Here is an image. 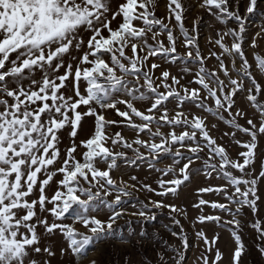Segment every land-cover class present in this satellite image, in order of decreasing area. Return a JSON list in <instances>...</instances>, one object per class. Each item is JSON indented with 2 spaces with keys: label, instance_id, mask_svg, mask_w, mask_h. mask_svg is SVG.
Segmentation results:
<instances>
[{
  "label": "snow or ice",
  "instance_id": "snow-or-ice-1",
  "mask_svg": "<svg viewBox=\"0 0 264 264\" xmlns=\"http://www.w3.org/2000/svg\"><path fill=\"white\" fill-rule=\"evenodd\" d=\"M110 4L111 0H0V264H38L32 255L42 251L54 256L50 248L42 250L39 247L41 237L37 227L40 225L49 235L58 230L68 244V249L61 250L62 255L70 250L78 261L88 256V249L94 242L115 237L119 230L114 225L125 214L155 221L156 215L152 209L167 208L170 214L186 215L184 209L166 204L163 200H150L141 203L139 208L132 205L137 210L131 213H126L122 207L124 198L132 196L128 188H136V185L123 181L117 183L112 178L111 172L119 166L117 161L135 166L137 161L158 160L164 155L172 157L171 166L160 169L154 164L149 165L162 173L156 181L158 188L141 184L137 190H145L162 198L169 195L174 197L193 174L200 172L192 165L203 159L204 174L211 178L215 172L218 179L227 182V186L201 188L198 192L222 194L229 203L209 202L201 198L194 207L209 205L232 219L221 223L219 215H201L197 222H213L229 228L237 245L232 264H241L245 246L239 234L241 221L238 217L245 207L254 213L258 211L257 183L259 179H264V165L258 177L252 171L258 138L264 135V104L257 102L262 89L255 79L253 65L242 48L247 17L257 12L258 0H247L243 16L238 8L230 10L229 0H202L199 3V7L206 9L218 22L227 25L231 20L237 25L218 33L215 44L222 49V53L210 54L219 61V68L227 83L219 78L216 71L210 72L205 68L206 57L201 55L197 43L198 22H194L190 33L184 25L187 9L181 0H167L168 23L155 15L156 0H124L112 13L111 19L108 17ZM117 17H120V22L116 28H112V21ZM173 18L175 27L179 28V34L183 37V46L188 49L184 55L177 51V37L170 26ZM82 31L90 33L87 41L80 35ZM164 34L168 46L157 40L158 36ZM225 36L232 37L230 46L224 43ZM149 39L153 43H149ZM252 46L255 47V41ZM82 49H86L82 56L72 55L73 50L79 52ZM126 49H130L131 56L126 54ZM225 54L231 58L238 78L231 77L229 68L221 59ZM66 57L70 60L65 72L57 75L61 68H65ZM151 57H159L172 64L180 62L184 65L181 71L185 74H191L188 67L191 62L198 66L195 79L188 82L189 86L181 85L183 77L177 78L165 70L154 80L153 70L159 65L152 63L148 66ZM237 59L241 62L239 68H236ZM72 61L76 62L74 70ZM254 63L259 73L264 74V57L255 55ZM81 65L88 66L82 68ZM37 71L41 73L39 78L36 77ZM118 71L122 75H117ZM69 77H73L71 96L61 91L66 89ZM125 77H132L134 81ZM245 78L250 82L247 89L244 88ZM101 79L106 83H101ZM81 80L86 83L83 94L79 86ZM192 83L199 87L191 88ZM161 86L166 91L161 92ZM201 91L205 93L204 96H201ZM242 91L248 93L246 99L260 116L258 124L251 118L246 120L250 127H243L237 121V117L243 118L245 115L242 110H236L234 114L231 111L235 104L234 97ZM113 93H123L128 99L114 97ZM209 99L214 101L215 109L207 104ZM146 100L151 103L144 111L134 106V101ZM169 102H175L176 109L167 108ZM186 102L248 135L250 139L247 142L236 141L245 151H241L237 159H230L225 147L218 145L210 136L204 119L183 111ZM118 105H124L125 109L121 110ZM81 106L86 110L78 111ZM106 109L115 110L123 121L106 120L103 114ZM170 111L173 112L171 117ZM222 112H229L232 118L225 119ZM85 117L94 118V130L90 138L81 141V146L86 149L81 162L74 156L77 151L74 138ZM134 118H138L140 123ZM118 123L132 129L137 138L128 142L120 132L108 135L106 128ZM163 126H170L167 134L160 131ZM177 127L182 128L179 134L175 131ZM65 128L69 129L73 142L65 158L60 161L61 166L50 170L60 160L58 145L61 143L60 133ZM141 133H147L149 139L139 138ZM235 134V131L231 133L233 137ZM157 138L159 143L156 142ZM109 140L113 147L120 145L123 149L131 150L133 156L125 151H113L106 146ZM141 148L146 149L147 155L140 151ZM205 149L206 159L200 155ZM216 158H219L218 164L212 162ZM181 161L184 163L181 164ZM100 163L105 165V170L97 167ZM176 165H180L178 170ZM233 170L240 175H234ZM41 173L46 178L41 180ZM57 174H62V179L58 181L57 191L49 198L45 195V188ZM169 175L171 179H164ZM131 179L136 181L137 177L132 176ZM229 187L233 191L229 192ZM34 190L39 193L38 199H29ZM113 193L114 199L108 200L107 197L113 196ZM46 204L52 207L48 209ZM38 205L41 212L48 211L54 218L51 224L47 219L37 218ZM229 205H234L235 210ZM105 209L109 213L108 218L101 220L98 218L99 212ZM70 213L74 222L86 229L85 233L63 223ZM173 222L180 225L175 216ZM180 227V234L173 232L172 235L181 240L183 251L172 249L175 257L172 264H185L189 247L188 237ZM252 227L264 240L261 223L257 220ZM140 235L145 233L141 232ZM195 235L204 241L208 251L219 239L216 235L209 241L203 231ZM258 250L264 255V244ZM158 259L160 264H164L163 254L158 253ZM201 260L203 264H209L208 256L202 255ZM221 260L222 254L216 250L212 264H219ZM44 264H49V261L45 260ZM90 264L97 262L93 260Z\"/></svg>",
  "mask_w": 264,
  "mask_h": 264
},
{
  "label": "rangeland",
  "instance_id": "rangeland-1",
  "mask_svg": "<svg viewBox=\"0 0 264 264\" xmlns=\"http://www.w3.org/2000/svg\"><path fill=\"white\" fill-rule=\"evenodd\" d=\"M124 0H111L110 4V12L108 13L109 19H111V15L118 9V6L123 3ZM181 2L185 5L186 11L184 13V25L191 33L193 29L194 22H198L197 31H198V40L197 43L201 50V55L206 57L204 61V66L207 70L216 71L221 80H224L227 83V78L223 75V72L219 68V61L215 56H211L212 52H215L217 55L222 53V49L215 44V40L218 39V33H222L227 30L228 27L236 28L237 25L235 21H228L227 25H224L218 22L215 17L209 12L199 7V3L202 0H181ZM247 0H229V8L230 10H236L238 8L239 13L243 16L245 14ZM156 9L155 15L158 18H163L165 23H168V9L166 7L167 0H156ZM120 22V17H117L116 20L112 21L111 27L116 28L118 23ZM139 23V22H137ZM174 28V35L177 37V51L181 55H184L188 49L183 46V37L179 34V28L175 27V20L173 18L171 25ZM106 34V33H105ZM259 34V35H257ZM80 35L84 38L85 41L90 36L89 32L82 31ZM151 37V34H148ZM244 40L242 44V48L245 51L246 58L249 63L253 65V73L256 81L261 85V93L257 97V102L259 104H264V74L259 73L256 69L254 63V56L260 55L264 57V0H258V10L255 14L247 17L246 22V31L243 34ZM158 41H163L165 46H168L167 36L166 34L158 36ZM255 41V47L252 46V42ZM149 43H153L151 39H149ZM224 43L226 45H231L232 37L225 36ZM86 49H82L81 51H72V55L74 56H82L83 51ZM139 51V50H138ZM126 54L131 56L132 53L130 49H126ZM107 59V57H105ZM221 59H223L226 67L229 68V72L232 78H238L236 70L232 67L231 58L229 56L222 55ZM70 58H65V68H61L60 72L57 75H62L65 72L67 63ZM73 70L76 67V62L72 61ZM152 63H156L159 65L158 68L153 70V79L159 77L161 73L165 70L169 71L172 76H176L177 78L183 77L181 79V85L189 86L188 82L193 81L195 79V73L198 71V66L189 62L188 67L190 68L191 74L182 73L181 69L183 68V64L177 62L176 64L170 63L168 60L161 59L159 57H151L149 58L147 64L150 66ZM239 59L236 60V68L240 66ZM88 65H81V67H87ZM41 73L37 71L36 77L39 78ZM117 75H122L119 71ZM127 80L134 81L132 77H125ZM101 83H106L103 79L100 81ZM143 83V80L140 81ZM157 84H160L159 80H156ZM169 83H171V76L169 78ZM250 85V82L247 78L244 79V88L247 89ZM80 91L83 94L85 92L86 83L81 80L80 82ZM191 88H198L199 86L195 83L190 85ZM177 90H180L177 87ZM66 95H73V77H69V80L66 81V89H62ZM143 91V89H142ZM160 91H166L162 86L160 87ZM255 94V93H253ZM205 93L201 91V96H204ZM248 93L246 91H242L234 97L235 104L233 109L231 110L234 114L236 110H242L245 113L243 118L237 117V121L243 127H250L246 120L251 118L255 123H259L260 116L257 112L256 108L252 105L250 101L246 99ZM113 96H118L121 99H128L123 93H113ZM151 101H134V106L141 111H144L149 105ZM207 104L210 107L215 109L214 101L209 99ZM169 109H176L175 102H169L167 105ZM95 107V105H93ZM121 110L125 109L124 105H118ZM85 107L81 106L78 111H85ZM99 111V109H97ZM183 111L185 113H191L196 116H200L204 119L206 128L209 130L210 136L216 140L218 145L225 147L230 159H237L238 154L241 151H245V149L241 148L240 145L236 143L237 140L243 142H247L250 137L242 132H239L224 121L219 119V117L211 115L205 112L203 109H198L194 105L190 103H185L183 107ZM103 114L106 117V120L109 121H123L122 117H119L116 114V111L113 109L104 110ZM159 112L156 113L159 116ZM173 112H169V116L171 117ZM222 115L225 119H231L232 116L229 115V112H222ZM137 123H140L138 118H134ZM94 130V118L93 117H85L81 123V127L78 130L77 137L74 138L75 144L77 145V151L74 153V156L77 160H81L82 162V154L86 151L81 146V141H85L93 134ZM155 125H153V131H155ZM182 130L181 127H177L175 131L179 134ZM160 131L164 134H167L170 131V126H163L160 128ZM235 131V137L231 135ZM106 132L108 135L112 136L116 132H120L121 135L128 141L132 142L136 137V133L130 129L125 127L122 123L110 125L106 128ZM228 133V135H225ZM139 138L148 140L149 136L147 133H141ZM197 139H200L199 133H197ZM61 143L58 145L60 148V160L56 162L55 165L52 166L54 170L61 166L60 161L65 158V154L67 149L71 146L73 139L69 137V129L65 128L60 133ZM159 143V138L156 140ZM107 147L112 149L113 151H125L129 156H133L131 150L123 149L120 145H116L113 147L111 141L107 142ZM135 146V145H134ZM138 147V146H136ZM141 152L147 155L146 149L141 148ZM185 154H187L185 152ZM200 155L206 159L207 158V149L204 152L200 153ZM241 162H242V158ZM213 163H219V158H216ZM118 167L111 172V176L113 179L120 183L121 181L125 182L128 185H136V188H128V191L132 193L131 197L124 198V204L122 207L125 209L126 213H131L136 211L139 208L141 203H148V201H160L163 200L166 204H174L180 209H184L186 211L185 214H170L169 209H152V212L156 215L155 221H147L143 220L138 216H132L129 214H125L123 218L118 219L115 228L119 230V233L115 237H110L108 239L96 241L91 245L88 249V256L86 258H81L78 261L72 255L71 251H66L65 254L62 255V249H68V244L63 237L62 234L57 230L54 234H47L42 225L37 227V233L40 235V243L39 247L43 250L45 247L50 248L55 255L48 256L43 251L39 254L33 253L32 258L38 261V264H44L45 260L49 261V264H90L91 261H96L97 264H160L158 259V253L163 254L165 258L164 264H172V260L175 258L172 249H180L183 251L182 242L176 236H173L172 233L176 232L180 234L181 227H183L184 233L188 237L189 247L185 256V264H203L201 257L202 255H206L209 258V264H212L213 259L216 255V250L222 254V260L219 264H232V257L234 249L237 245L234 242V239L231 235V231L229 228L222 227L213 222H205L198 223L197 218L201 215H219L221 216V223L225 220L232 219L226 213H221L219 210H213L209 205H203L200 208L194 207V205L199 203V200L205 199L209 202H216L221 204H228L229 202L224 198L222 194L218 195L216 192L211 193H199L198 190L201 188L207 187H226L227 182L223 179H218L217 174L215 172L212 173V177L208 178L204 174L203 169V159L197 160L193 165V169H200L198 174H193L190 181L185 182V185L181 186L176 196L169 195L168 197H159L154 193H149L145 190H137L140 188L141 184H149L153 188H158L156 181L162 175L161 172L155 171L154 168L150 167V164H154L156 168L165 169L168 166L173 164V159L170 155H164L158 160H140L137 161L135 166L127 165L124 162L117 161ZM184 161H181V164ZM264 165V135L258 138V147L256 149V160L254 166L252 168L253 174L258 177L261 171V167ZM101 170H105V165L100 163L97 165ZM180 165H176L177 170ZM233 174L239 176L240 173L233 170ZM132 176L137 177L136 181L131 179ZM46 178L43 173L40 175V179ZM171 175L164 177V179H171ZM62 179V174H57L53 177L50 184L45 188V195L51 198L54 193L58 189V181ZM39 184L37 185V188ZM233 191L229 187V192ZM38 191L34 190L32 197L29 199H38ZM115 193L113 196L107 197L108 200H113ZM257 197L259 199L256 201L257 203V212H253L250 208H243L241 215L238 219L241 221L239 234L241 235L242 242L244 244V253L241 257V264H264V255L258 250L262 244H264V240L260 239L259 233L255 230L252 225L257 220L261 223L262 227H264V179H259L257 183ZM132 205H136L137 208H133ZM235 210L234 205H229ZM52 207L51 204H46V208L50 209ZM37 218L47 219L48 223L51 224L54 218L50 215L48 211L41 212L39 205L36 209ZM95 215V213H93ZM151 214V213H150ZM108 211L105 209L99 212L98 218L101 220H107ZM173 216L176 219H179L180 225H176L173 222ZM63 223L72 225L78 232L85 233L86 229L78 223L74 222L73 214H68L64 219ZM198 231H203L205 236L209 241H212L213 237L218 235L219 239L212 247L211 251L207 250V247L203 240L196 237L195 233ZM143 232L145 235L141 236L140 233ZM130 241V242H129Z\"/></svg>",
  "mask_w": 264,
  "mask_h": 264
}]
</instances>
